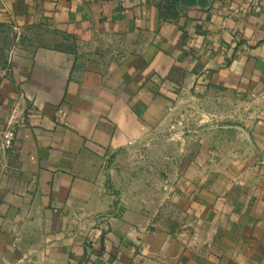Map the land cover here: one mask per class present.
I'll list each match as a JSON object with an SVG mask.
<instances>
[{"label": "crops", "instance_id": "crops-1", "mask_svg": "<svg viewBox=\"0 0 264 264\" xmlns=\"http://www.w3.org/2000/svg\"><path fill=\"white\" fill-rule=\"evenodd\" d=\"M7 127L0 263L264 264V0H0Z\"/></svg>", "mask_w": 264, "mask_h": 264}, {"label": "rangeland", "instance_id": "rangeland-1", "mask_svg": "<svg viewBox=\"0 0 264 264\" xmlns=\"http://www.w3.org/2000/svg\"><path fill=\"white\" fill-rule=\"evenodd\" d=\"M25 42H26V40H25ZM36 43H37V41L35 43H32V45L34 46V45H36ZM43 43H47V44H49V45H51L52 47H55V48H58V47L61 48L63 46L64 47H70L72 45V43L69 40L61 39L59 41V38L56 37V36L53 37V38H49V41H46V40L43 41ZM8 44L6 42H4L3 50H7L8 49ZM28 44L31 45V43H29V42H28ZM203 107L204 106H202L200 103H198V104H195L193 106H188V107H185L184 109L180 110V113L182 114V118H181L182 120L180 119L177 122V127L180 129L182 134L186 133V131H183V130H191L192 131V130H196V129L202 128L203 126L209 125L211 123H215V124L224 123V121L222 122V121H214V120L213 121L205 120L204 117L201 115L202 111H203ZM227 107H229V105ZM208 108H209L208 110H210L211 112H214L216 114L219 112V109L222 111V107H220L218 105L217 101H215V100L210 103ZM229 109H231V108H229ZM146 153L144 154V153L141 152L140 155L144 156V157H146V155H147V159H150V160H152L153 157L155 158V154H152V153L151 154H149V153L146 154ZM179 155L181 156V154H179ZM179 155H178L177 159L180 157ZM139 159L140 160H144L143 157H140V158L138 157L137 160H139ZM165 160L166 159H163L162 167L160 169H155L156 172L154 174L160 175V172H162L163 175H166L165 173L170 171L171 168H169L166 165V161ZM172 171H175V170H172ZM178 218H179V216H178ZM0 264H4V263L1 262Z\"/></svg>", "mask_w": 264, "mask_h": 264}, {"label": "built area", "instance_id": "built-area-1", "mask_svg": "<svg viewBox=\"0 0 264 264\" xmlns=\"http://www.w3.org/2000/svg\"><path fill=\"white\" fill-rule=\"evenodd\" d=\"M15 138V130L12 127H7L0 131V144L4 149H10L13 146ZM134 140H129L128 144H131Z\"/></svg>", "mask_w": 264, "mask_h": 264}]
</instances>
